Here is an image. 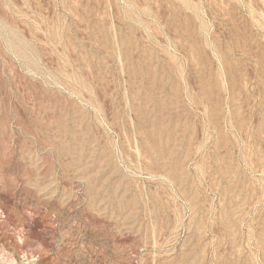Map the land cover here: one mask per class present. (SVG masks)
<instances>
[{
  "label": "rangeland",
  "instance_id": "374dc122",
  "mask_svg": "<svg viewBox=\"0 0 264 264\" xmlns=\"http://www.w3.org/2000/svg\"><path fill=\"white\" fill-rule=\"evenodd\" d=\"M264 264V0H0V264Z\"/></svg>",
  "mask_w": 264,
  "mask_h": 264
},
{
  "label": "built area",
  "instance_id": "2783aa9c",
  "mask_svg": "<svg viewBox=\"0 0 264 264\" xmlns=\"http://www.w3.org/2000/svg\"><path fill=\"white\" fill-rule=\"evenodd\" d=\"M18 260L20 264H39L37 255H31V256L21 255Z\"/></svg>",
  "mask_w": 264,
  "mask_h": 264
}]
</instances>
